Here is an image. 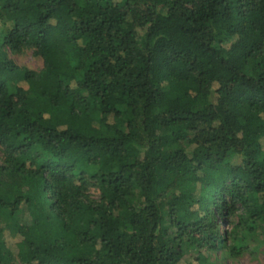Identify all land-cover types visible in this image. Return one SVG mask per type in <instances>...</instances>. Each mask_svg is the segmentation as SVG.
<instances>
[{
  "label": "trees",
  "instance_id": "obj_1",
  "mask_svg": "<svg viewBox=\"0 0 264 264\" xmlns=\"http://www.w3.org/2000/svg\"><path fill=\"white\" fill-rule=\"evenodd\" d=\"M0 151V264L264 243V0H0Z\"/></svg>",
  "mask_w": 264,
  "mask_h": 264
},
{
  "label": "rangeland",
  "instance_id": "obj_2",
  "mask_svg": "<svg viewBox=\"0 0 264 264\" xmlns=\"http://www.w3.org/2000/svg\"><path fill=\"white\" fill-rule=\"evenodd\" d=\"M9 56L15 63L30 71L39 72L43 68V59L32 49H22L19 52L9 51ZM1 157V151H0ZM250 251L239 257H231L225 250L210 255L212 264H264V243L250 244Z\"/></svg>",
  "mask_w": 264,
  "mask_h": 264
}]
</instances>
